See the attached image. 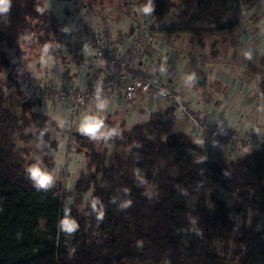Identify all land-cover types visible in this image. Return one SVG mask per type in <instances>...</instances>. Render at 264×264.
Wrapping results in <instances>:
<instances>
[{"label": "trees", "instance_id": "16d2710c", "mask_svg": "<svg viewBox=\"0 0 264 264\" xmlns=\"http://www.w3.org/2000/svg\"><path fill=\"white\" fill-rule=\"evenodd\" d=\"M73 2L90 10L100 6L103 12L113 4V0ZM37 5L45 9L43 13L36 11ZM231 5V0H165L164 12L151 14L160 19L175 8L179 22L167 30L197 33L202 29L193 26L211 24L214 29L206 32L222 33L241 25L237 18H227ZM58 21L45 0H11L9 13L0 15V45L9 50L0 53V264H226L233 259L237 264H264V221L260 218L264 201L257 200L264 195V144L228 162L202 161L200 144L191 134L176 130L173 107L163 114L153 111L149 120L128 129L111 131L114 135L105 139L116 149L128 147L129 151L124 154L117 149L110 158L96 152L90 138L83 142L87 136L82 134L79 147L74 145L78 124L71 150L81 153L85 146L91 150L87 168L93 172L80 173L67 192L59 181L47 191L36 189L27 168L37 160L24 152L29 148L26 144L34 140L44 147L38 160L50 171L59 140L55 132L62 129L63 121L58 115L41 113L39 100L12 78L9 67L26 69L32 52L37 51L33 55L38 58L50 43L60 42L56 38L64 33V25ZM68 45L72 52L62 62L85 60L77 40ZM33 73L28 70L26 76L32 86L37 76ZM4 85L12 88L10 95L3 92ZM40 120L43 128L23 134ZM212 172L238 190L235 209L215 195H211L212 210L200 205L189 208L190 199L214 182ZM147 180L155 184L152 197L144 190ZM87 193L98 203L88 216H82L77 204ZM129 202L130 206L121 207ZM66 206L79 225L72 234L60 229ZM255 210L258 214L249 220L248 212ZM215 240L222 242L224 256L212 248Z\"/></svg>", "mask_w": 264, "mask_h": 264}, {"label": "crops", "instance_id": "0c3cea01", "mask_svg": "<svg viewBox=\"0 0 264 264\" xmlns=\"http://www.w3.org/2000/svg\"><path fill=\"white\" fill-rule=\"evenodd\" d=\"M127 14L135 18L133 14ZM117 18L124 24L125 37L130 38L134 19L127 24L122 17ZM150 31L155 38L139 49V63L145 68H161L165 72L170 67L174 68L172 84L188 85L185 98L197 113L203 114L209 121L231 126L239 124L242 129H253L258 135L264 134V12L251 23L241 22L238 29L229 32L192 36L188 32L158 28V24L152 26ZM91 54L92 49L89 48L85 55ZM55 63L59 65L64 62L60 60ZM89 73L91 80H98L107 70H99L92 65ZM117 93L114 89L112 95L105 99L106 109L100 114L107 129L117 125L121 129H128L134 124L146 122L149 112L163 114L171 107L152 95H139L134 102H121L116 99ZM173 111L176 130L190 135L191 127L177 110ZM238 111L244 114L237 119ZM61 141L56 142L51 155L54 169L63 162L67 152L66 142L62 146ZM197 142L201 145V151L209 153L210 157L216 152H227L213 139L202 137ZM226 157L221 154L220 159ZM73 171L76 177L81 173Z\"/></svg>", "mask_w": 264, "mask_h": 264}, {"label": "built area", "instance_id": "2783aa9c", "mask_svg": "<svg viewBox=\"0 0 264 264\" xmlns=\"http://www.w3.org/2000/svg\"><path fill=\"white\" fill-rule=\"evenodd\" d=\"M68 1V0H67ZM127 13L135 16L132 23L130 38L124 34V24L106 15L99 19L85 17L81 13L74 16V35L82 47L83 52L92 49V54L85 56V60L78 63H64L45 69L43 76L32 78L35 86V98L39 100L38 110L60 116L63 121L62 133L66 136L67 152L69 158L73 131L83 117L95 110L96 98L105 99L112 95L114 89L118 91L116 99L134 102L139 95L157 96L166 104L177 110L178 114L186 120L191 127L192 138L196 141L202 137L213 139L220 143L227 152L226 162L234 160L264 144V134L258 135L253 129H242L241 125L211 122L203 114L197 113L192 103L185 98L188 85H173L174 68L165 72L161 68L156 70L145 68L139 63L137 53L147 42L155 36L150 28L156 25L150 14H145L138 4H130ZM84 9V8H82ZM96 66L99 70L105 69L98 80H91L89 67ZM3 92L10 95V91L3 87ZM150 112L147 114L149 120ZM238 111L237 119L243 116ZM59 138V137H58ZM60 139V138H59ZM202 151L200 159L204 158ZM67 166L59 164L50 172L59 181L64 192L69 191L71 182L66 179ZM238 193V190H235Z\"/></svg>", "mask_w": 264, "mask_h": 264}, {"label": "rangeland", "instance_id": "374dc122", "mask_svg": "<svg viewBox=\"0 0 264 264\" xmlns=\"http://www.w3.org/2000/svg\"><path fill=\"white\" fill-rule=\"evenodd\" d=\"M45 2L52 5V9L53 11L56 13L57 18H58V22L61 23V25H64V33L62 35L58 34L59 36H57L56 39H60V42H52L48 45L47 51H43L42 54L37 58L34 57L33 54H35L34 52H32L33 54L29 57L27 56L29 59H26L27 62V67H25L26 69H21L19 67V69H11V67H9L10 71V75L12 76V78L14 80H18L21 83V86H23V89L25 87V90L27 91V93L29 94V96L31 98H35V86H32L31 83H28L27 81V72L28 70H32L34 71V75L36 74L37 76H43L44 75V71L45 69H50L52 68V66H57L55 62H58L60 60L64 61L67 57L69 56V53L72 51H69L70 49V45L67 46V43L72 44L73 42H75L76 36L73 35V31H75V27L73 25L72 20L74 19V16H76L78 13H81L82 15H84L85 17H89V18H94V19H99L100 16H102L101 14L103 13H107L106 16L107 17H112L114 19V17H116L115 19L118 20L117 17H122V20L126 21L127 24H129L133 19L131 18L132 15H128L126 10H130V4H138L140 7L143 6V1L140 0H113V4L106 8V11L103 12L101 9H99L98 7L100 6H96L95 8H93L94 10H90V9H82L78 3L73 2V0H45ZM232 5L230 10L227 13V18H237L240 22H246L248 21L249 23H251V21L255 20L258 18V16L261 15V12H264V0H257V1H247V0H231ZM174 12H175V8H171L168 12L167 15H165V17L160 18V19H154L156 21V24H158V28L163 27L164 29L171 27L173 24H178V19L176 17H174ZM118 15V16H116ZM150 15L152 16V14L150 13ZM194 29L197 28H201L202 30L200 32H188V34L192 35V36H197V35H201V34H209L207 31V29H214V26H212L211 24L209 25H197V26H193ZM205 30V32L203 31ZM187 35V34H185ZM184 35V36H185ZM55 39V40H56ZM9 52V50L7 49L5 44H1L0 45V53L2 52ZM13 53V51L11 50L10 53ZM26 57V58H27ZM247 64V63H246ZM170 66H173L170 64ZM28 68V69H27ZM24 74V75H23ZM261 82V81H260ZM11 83V81L9 82V84ZM8 84V83H6ZM4 87H6L10 92L12 90V88H9L7 85H4ZM11 89V90H10ZM260 93V92H259ZM35 109L37 110V107H35ZM55 115H57L56 113H54L52 115V117H54ZM60 117L62 116L61 112H60ZM39 124H32L30 126V128H25L23 134L27 135L26 133L29 132L30 130L32 131V133H34L35 130L41 129L43 128V125L45 124L44 122L40 121H36ZM54 127H52V131H53ZM109 131H116V130H120V126H111L108 127ZM55 130V129H54ZM75 132H78V136L75 137L74 139V145H77V147H79L78 143L80 142L81 138L79 139V135L81 134L79 132V128L76 129ZM55 134H57V136L62 140V146L65 144L67 138L64 135V133H62V130H58V132ZM27 137H25L24 139H26ZM106 138V137H105ZM105 138H99V139H91V144H94V149L96 152H98L101 155H106L107 158H110V156H112V154L114 152H116L117 149H119V151H122L124 154H128L129 148H123V147H119V148H115L114 144L112 143V141L106 140ZM83 142H87L88 141V137H84ZM102 141V142H101ZM73 144V143H72ZM19 146L23 147L24 143L22 141H19ZM27 147H29L27 150L25 149L24 152L28 153V156L34 157V159L38 160L41 159V153H43V149L44 147L42 145H40L38 142H35L34 140H31V142H28ZM201 146V145H200ZM105 147H106V151H105ZM48 149H50L48 147ZM86 152H88L87 156H84V154H86ZM91 150H88L87 147H83L81 150V153H74V152H70L69 153V158L66 160V158H63V164H65L67 166L66 170V179L68 180V182H71L70 188L73 186V179L76 177V174L73 170H77L78 173H84V174H88L90 172H93L92 170H89L87 168V165L91 159L90 156ZM204 153V158L207 159V161L209 163H213L215 164L216 162L219 161H225V158L220 159L221 154L222 156L227 155V153L222 152L221 154L219 152H216L214 156L209 155V153H206L205 151H203ZM219 153V154H218ZM23 153H21L22 155ZM216 160V161H215ZM62 163V162H61ZM60 164V163H59ZM54 165V164H52ZM212 179L214 180V182H212V184L201 190L199 195L193 197L192 199H190V203H189V208L190 209H194V207L196 205H200V206H205L207 207L209 210L213 209V204H212V199H211V195H215L217 198L222 199L225 204L229 207V209H235L237 207V204L239 202V198H237V193H236V188L234 186H232L230 183H227L225 181V179L223 178V176L221 174L212 172ZM101 175L98 174L96 176V179L100 182V186L103 185V183L100 180ZM145 188L144 190H146V193L149 197H152V193L155 189V184L152 181H145ZM92 187V186H91ZM96 200L93 199L92 197L90 198V193H87L83 196L82 200L80 203L77 204L78 206V211L82 216H88L90 214V208H93V204L92 201ZM257 200L258 201H264V195H258L257 196ZM96 208V205H95ZM256 214H258V210L255 211H249L248 212V217L249 220L251 218H253ZM260 218H262L261 220L264 221V215H261ZM45 226V222L41 221L40 222V227L44 228ZM260 226V224H259ZM222 242L215 240V242L213 243L212 248H214V251L220 256H224V252H223V248H222ZM229 260V256L227 257ZM226 258V260H227ZM237 260H230L228 262H226V264H237ZM126 264H139L137 262L135 263H130L127 262ZM146 264H153L150 262H147Z\"/></svg>", "mask_w": 264, "mask_h": 264}, {"label": "clouds", "instance_id": "9594fccd", "mask_svg": "<svg viewBox=\"0 0 264 264\" xmlns=\"http://www.w3.org/2000/svg\"><path fill=\"white\" fill-rule=\"evenodd\" d=\"M10 8L11 0H0V15L9 13ZM44 10V8L37 5V12L43 13ZM141 10L145 14L152 13V0H146ZM24 39L30 40L31 36H25ZM45 51H47V49H45ZM102 101L103 99L101 97H97L95 110L89 111L79 122V132L90 139H99L114 135V132H111L107 129L104 119L100 115L106 109V105ZM27 173L29 179L33 182L37 190L47 191L54 185L56 180V177L39 160L27 168ZM97 203L98 201L96 200L92 201L94 209ZM128 206H130V202L121 205L122 208H126ZM97 213L98 217L102 219V209L97 210ZM78 227L79 225L77 221L72 218L70 215V209H68L66 206L64 218L60 221V229L67 234H72L76 232Z\"/></svg>", "mask_w": 264, "mask_h": 264}, {"label": "water", "instance_id": "95a60500", "mask_svg": "<svg viewBox=\"0 0 264 264\" xmlns=\"http://www.w3.org/2000/svg\"><path fill=\"white\" fill-rule=\"evenodd\" d=\"M152 3H153L152 13L154 15H159L163 13L164 10L166 9L165 0H152Z\"/></svg>", "mask_w": 264, "mask_h": 264}]
</instances>
